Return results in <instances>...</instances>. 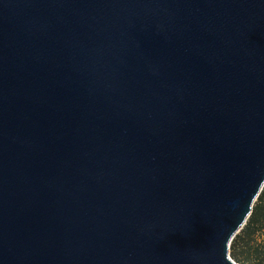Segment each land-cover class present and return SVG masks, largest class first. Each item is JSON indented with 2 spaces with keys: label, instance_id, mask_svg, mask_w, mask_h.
Instances as JSON below:
<instances>
[{
  "label": "water",
  "instance_id": "1",
  "mask_svg": "<svg viewBox=\"0 0 264 264\" xmlns=\"http://www.w3.org/2000/svg\"><path fill=\"white\" fill-rule=\"evenodd\" d=\"M264 190V0H0V264H240Z\"/></svg>",
  "mask_w": 264,
  "mask_h": 264
},
{
  "label": "trees",
  "instance_id": "2",
  "mask_svg": "<svg viewBox=\"0 0 264 264\" xmlns=\"http://www.w3.org/2000/svg\"><path fill=\"white\" fill-rule=\"evenodd\" d=\"M264 190L254 205L253 213L246 226L233 240L230 253L237 263L240 264H264V257L257 237L262 233L264 227Z\"/></svg>",
  "mask_w": 264,
  "mask_h": 264
},
{
  "label": "rangeland",
  "instance_id": "3",
  "mask_svg": "<svg viewBox=\"0 0 264 264\" xmlns=\"http://www.w3.org/2000/svg\"><path fill=\"white\" fill-rule=\"evenodd\" d=\"M261 206H262L261 208H264V204L261 205ZM262 225H263V227H264V221H263ZM257 241H258V243L260 244L261 251H262V253H263L262 256L264 257V229H263L262 233L258 235V237H257ZM230 255H231V253H230ZM231 257H232V256H231Z\"/></svg>",
  "mask_w": 264,
  "mask_h": 264
}]
</instances>
